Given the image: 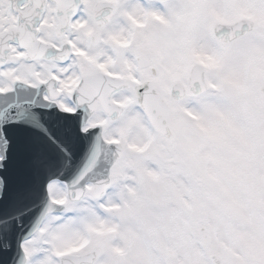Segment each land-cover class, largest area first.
<instances>
[{"label": "snow or ice", "instance_id": "6c2138e0", "mask_svg": "<svg viewBox=\"0 0 264 264\" xmlns=\"http://www.w3.org/2000/svg\"><path fill=\"white\" fill-rule=\"evenodd\" d=\"M0 264H264V0H0Z\"/></svg>", "mask_w": 264, "mask_h": 264}, {"label": "clouds", "instance_id": "9594fccd", "mask_svg": "<svg viewBox=\"0 0 264 264\" xmlns=\"http://www.w3.org/2000/svg\"><path fill=\"white\" fill-rule=\"evenodd\" d=\"M177 6L179 7L180 5V0H176Z\"/></svg>", "mask_w": 264, "mask_h": 264}]
</instances>
